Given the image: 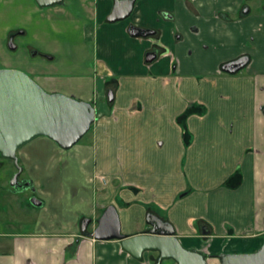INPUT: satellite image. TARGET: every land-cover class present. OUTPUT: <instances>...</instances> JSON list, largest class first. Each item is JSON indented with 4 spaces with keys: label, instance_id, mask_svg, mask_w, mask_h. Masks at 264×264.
<instances>
[{
    "label": "crops",
    "instance_id": "0c3cea01",
    "mask_svg": "<svg viewBox=\"0 0 264 264\" xmlns=\"http://www.w3.org/2000/svg\"><path fill=\"white\" fill-rule=\"evenodd\" d=\"M239 3L136 0L127 18L110 23L113 0H93L96 26L85 22L83 39L92 40L100 75L71 77L66 86L36 80L47 91L93 103L89 142L64 150L39 136L20 148L42 205L28 230L11 210L0 213V264H155L157 252L136 259L120 240L82 234L81 220L91 217L92 231L110 204L122 233L146 232L145 215L153 213L207 264H220L219 253L260 247L264 37L257 35L250 6L236 16ZM130 25L155 32L134 37ZM91 26L93 35H86ZM114 45L120 55L112 61ZM148 52L156 53L152 61L145 59ZM241 56L248 61L239 71L222 70ZM109 90L111 101L104 98ZM119 189L126 198L122 208L112 201Z\"/></svg>",
    "mask_w": 264,
    "mask_h": 264
},
{
    "label": "water",
    "instance_id": "95a60500",
    "mask_svg": "<svg viewBox=\"0 0 264 264\" xmlns=\"http://www.w3.org/2000/svg\"><path fill=\"white\" fill-rule=\"evenodd\" d=\"M34 1L39 7L64 4V0ZM135 1L113 0L112 10L106 20L113 23L127 18ZM247 11L248 7L245 5L240 14L244 15ZM128 32L134 37H146L155 31L130 25ZM8 47L14 49L15 45L9 42ZM155 57V52H148L145 59L152 61ZM247 61V56H241L225 63L222 70L235 73L243 68ZM107 97L109 101L112 100L111 90L108 91ZM95 120L96 110L92 102L61 92H48L22 70L0 68V155L13 160L17 168L9 182L14 189L20 186L17 176L23 170L17 157V151L21 147L36 137L45 136L61 149L68 150L82 139ZM30 189L34 190L33 187ZM30 200L34 206L42 205V201L35 195ZM146 222L150 225L146 232L126 235L121 232L116 207L110 204L97 218L92 231H88L89 225L94 223L91 217L81 220L80 231L84 236L96 240H120L122 248L136 259H141L145 252H157L155 264H161L163 260H173L175 264H207L205 255L182 247L169 222L153 213L146 215ZM214 257L219 259L220 264H264V241L251 253H219Z\"/></svg>",
    "mask_w": 264,
    "mask_h": 264
},
{
    "label": "rangeland",
    "instance_id": "374dc122",
    "mask_svg": "<svg viewBox=\"0 0 264 264\" xmlns=\"http://www.w3.org/2000/svg\"><path fill=\"white\" fill-rule=\"evenodd\" d=\"M0 4V68L22 70L35 81L42 77L55 79L62 86L71 77H80L87 75L86 73H90L88 76L100 75L92 40L83 39V24L89 22L93 27L96 26L92 17L95 8L93 0H64L63 5L49 7H39L34 0H0ZM245 4L251 7L252 14L257 15V29L261 30L257 31V35L264 37V0H240L236 16ZM15 14L20 19L17 26L25 31L23 36H17L13 40L15 48L10 49L7 33L11 30V25L8 23L14 19ZM93 27L86 28V35H93ZM246 44L249 46V42ZM113 50L115 59L112 61H115L120 55L119 48L114 45ZM109 55L106 52V56ZM110 59L111 57L108 58L111 62ZM91 68L97 71H91ZM92 84L94 85L93 81ZM106 97L104 96L105 100ZM93 125L94 123L79 142H89ZM12 168V164L7 161H3L0 166V213L4 215L11 210L16 219L21 221L23 230H28L41 207L32 205L30 199L35 195L33 191L28 188L16 190L9 184L8 177ZM22 176L29 177V173L24 170ZM123 188L127 189L125 186ZM120 189L113 195L112 201L122 208L126 204V198Z\"/></svg>",
    "mask_w": 264,
    "mask_h": 264
},
{
    "label": "flooded vegetation",
    "instance_id": "af4514ba",
    "mask_svg": "<svg viewBox=\"0 0 264 264\" xmlns=\"http://www.w3.org/2000/svg\"><path fill=\"white\" fill-rule=\"evenodd\" d=\"M36 3V2H35ZM2 4H0V8L2 7L1 6ZM246 5V4H245ZM244 5V6H245ZM243 6V7H244ZM242 7V8H243ZM247 7H248V5H247ZM248 9H249V7H248ZM245 11V10H244ZM11 22L10 23H8V24H10L11 26H9V28L11 29L8 33H7V43H9V42H12L13 43V40L17 37V36H23V33H24V29H22L20 26H17L18 25V21H20V19H19V16H18V14H15L14 15V19L13 20H10ZM13 21V22H12ZM8 28V29H9ZM20 150V149H19ZM19 150L17 151V157H18V164L19 165H21L22 167H23V170L21 171V173L17 176V182H19L20 183V186H18V187H16V190H25V189H30V188H32L33 187V184H32V181H31V179H30V177H28V176H22V173H23V171L25 170V167H24V165H23V162H22V159H21V156L19 155ZM5 162V161H7V162H10L11 164H12V172L10 173V175H9V182H10V180H11V178H12V176H13V174H15L16 172H17V168H16V166L14 165V162H13V160H10V159H5V158H3L1 155H0V166L2 165V162ZM26 171V170H25ZM26 182H28L29 184L28 185H25V183ZM31 190V189H30ZM14 191V190H13ZM34 191V190H33ZM34 193V192H33Z\"/></svg>",
    "mask_w": 264,
    "mask_h": 264
},
{
    "label": "trees",
    "instance_id": "16d2710c",
    "mask_svg": "<svg viewBox=\"0 0 264 264\" xmlns=\"http://www.w3.org/2000/svg\"><path fill=\"white\" fill-rule=\"evenodd\" d=\"M190 112H192V109H188L186 112H185V114L183 115V116H181V117H185L186 115H188Z\"/></svg>",
    "mask_w": 264,
    "mask_h": 264
}]
</instances>
